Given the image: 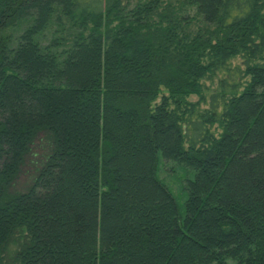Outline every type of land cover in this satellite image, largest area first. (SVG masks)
Here are the masks:
<instances>
[{"label": "trees", "instance_id": "1", "mask_svg": "<svg viewBox=\"0 0 264 264\" xmlns=\"http://www.w3.org/2000/svg\"><path fill=\"white\" fill-rule=\"evenodd\" d=\"M0 264H264V0H0Z\"/></svg>", "mask_w": 264, "mask_h": 264}, {"label": "rangeland", "instance_id": "2", "mask_svg": "<svg viewBox=\"0 0 264 264\" xmlns=\"http://www.w3.org/2000/svg\"><path fill=\"white\" fill-rule=\"evenodd\" d=\"M171 176V175H170ZM167 173H164V171H160L159 174H158V177L163 179L165 182H167L169 185L172 186L173 188V191L175 190V192H177V188H179V183L177 182L178 180L174 177H170ZM24 181V177L22 176L20 179H19V185L21 183H23Z\"/></svg>", "mask_w": 264, "mask_h": 264}]
</instances>
